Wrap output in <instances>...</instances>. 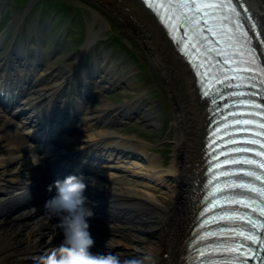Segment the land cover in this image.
I'll list each match as a JSON object with an SVG mask.
<instances>
[{
    "label": "bare ground",
    "instance_id": "obj_1",
    "mask_svg": "<svg viewBox=\"0 0 264 264\" xmlns=\"http://www.w3.org/2000/svg\"><path fill=\"white\" fill-rule=\"evenodd\" d=\"M87 1L96 7H102L125 24L139 40L150 64L158 71L167 88L173 111L171 124L173 135L170 141L172 158L164 167L159 157L146 152V143L143 140L137 141L135 135L122 137L120 133L105 129V126L112 125L113 121L105 118V113H116L119 116L132 113L137 115L135 112H125L124 107L118 112L120 107H113L110 103L101 107L78 105V111L83 108V113L79 115L80 129L67 140H78L84 137L83 132L90 131V126L97 125L100 127L97 132H88L85 135L86 139L98 137L105 141L104 146L111 147L117 144L134 154V157L116 156L113 164H104V170L94 175L95 179L91 184L96 186L91 191L105 194L99 197L107 195L112 197L109 202L112 219L110 221L123 217L130 222L138 218L143 221L150 214H157L160 217L162 226L158 230L157 241L145 240L143 249L147 252V258L140 264H184L183 255L187 250L190 224L195 218L196 205L204 180L202 155L203 139L208 124L207 102L200 99L195 78L188 65L178 55L153 15L138 0ZM246 1L258 17L264 33V5L260 0ZM92 12L91 25L81 46L85 52L89 50L91 44H95L100 31L108 26V22L98 12L94 10ZM13 28L15 30V26ZM2 59L4 57L0 60ZM100 60L104 61L105 57ZM63 63L67 66L65 62ZM64 71L65 67L63 73ZM56 74L52 72L53 78L57 76ZM49 77L50 75H47V79L42 82L43 86L37 88L36 93L39 94L32 96V99H39L40 103L47 101L46 105L50 104L49 98L58 94V89H62L58 84L50 87L53 82ZM63 78L69 81L68 72H65ZM120 79L117 76L114 81L106 83L112 87ZM32 89L34 87L29 91ZM147 111L144 115L139 113V117L149 121L150 126H157L151 121L152 112L150 109ZM3 117L4 114L0 113V264H27L24 259L27 254L41 253L44 246L45 249L55 247L59 229L53 224L56 218L51 216L48 210L35 211V207L17 206L20 200L17 192L22 191L20 188L23 183L22 176H27L28 169L31 174V166L37 165L35 162L38 158L32 156L31 144L25 143L16 123L11 118L5 121ZM122 157L127 159L121 160ZM108 158L112 159L111 153L108 154ZM7 164L10 165L6 166ZM165 176L175 179V190L170 192L163 187L162 180ZM109 224L111 223L105 222L103 226ZM6 226L9 228L3 229ZM109 227L114 232L110 233L109 237L98 236L99 242L105 247H112L113 250L115 248L117 251L114 255L120 257L122 261L126 258L131 259L134 255L127 252L129 248H134L131 241L136 240L135 237H138L139 241L142 238L136 236V231L116 233L118 230H115L117 228L115 223ZM135 254L139 255V251ZM18 255L19 258L14 259Z\"/></svg>",
    "mask_w": 264,
    "mask_h": 264
},
{
    "label": "rangeland",
    "instance_id": "obj_2",
    "mask_svg": "<svg viewBox=\"0 0 264 264\" xmlns=\"http://www.w3.org/2000/svg\"><path fill=\"white\" fill-rule=\"evenodd\" d=\"M21 2L22 0H6L3 7L7 12L10 9V14L13 15L15 20L22 11L21 8L27 4L33 5L27 19L30 21L39 16L41 0H34L32 4L31 0ZM44 2L46 4L51 3V5L42 8L43 13L40 18L44 20L40 23L41 26L47 27L50 19H54V22L59 23V29L68 27L73 30V37L71 36L73 41L70 39L68 41L64 40L61 48L54 53L50 63L53 67H58L61 65L60 63L63 64L66 61H74H72V57L78 54V47L82 39L84 41L86 38L87 30L91 25L92 10L98 12L108 22V26L100 31L95 41L97 54L105 53L108 55V59H111L106 63L105 68L107 69L105 74L102 75L106 81H114L116 78L114 74H119L118 76L123 78L124 83L118 81L112 87H109V84L105 82L104 84H97V86L94 85V88L102 93L94 95L88 104L94 107H101L103 104L108 103L112 106L124 107L123 105L126 104L125 111H134L135 108H139L140 114L143 115L148 112L147 109H150V112H152L150 115L151 121L157 124L155 127L150 126L149 121L143 120L144 118H140V115H131L130 118H119L117 122L120 124H116L114 127L109 126V129L113 128L120 133L125 131L128 135H135L143 140L146 143L145 147L151 149L149 151L151 155L158 156L166 167L172 158L170 141L173 135L171 128L173 111L171 101L165 84L158 71L150 64L139 40L125 24L116 19L110 12L102 7L90 4L91 2L87 0H44ZM260 2L264 5V0H260ZM46 20H49L48 23ZM95 28H98V23H96ZM91 47L93 50L94 46ZM68 65L71 66V64ZM98 78L100 79V77ZM105 85L106 88H104ZM127 98L131 99L128 100ZM123 122L126 123L121 124ZM162 185L170 192L176 188V182L173 178L164 177ZM121 226L127 229L121 228L118 234L136 231V236L142 238L139 241L138 237H135L136 240L131 241L134 248H129L127 252L134 255L131 256V259H137L140 263L144 262L147 258V252L143 249L145 240L157 241L158 230L162 226L160 217L157 214H150L143 221L140 218L133 219L129 223H122ZM8 228L6 226L3 229ZM137 251H139V255L135 254Z\"/></svg>",
    "mask_w": 264,
    "mask_h": 264
},
{
    "label": "clouds",
    "instance_id": "obj_3",
    "mask_svg": "<svg viewBox=\"0 0 264 264\" xmlns=\"http://www.w3.org/2000/svg\"><path fill=\"white\" fill-rule=\"evenodd\" d=\"M40 160L38 156L35 164ZM86 179L83 174L69 175L48 186V191L55 188L56 194L45 202L44 207L58 219L63 241L60 248L45 259V264H140L134 258L122 261L111 253L91 252L95 240L90 232L89 218L94 216V212L85 206L87 197L84 192L89 186Z\"/></svg>",
    "mask_w": 264,
    "mask_h": 264
},
{
    "label": "snow or ice",
    "instance_id": "obj_4",
    "mask_svg": "<svg viewBox=\"0 0 264 264\" xmlns=\"http://www.w3.org/2000/svg\"><path fill=\"white\" fill-rule=\"evenodd\" d=\"M228 3H231V0H228ZM152 7H154L158 12H161V10H164V14H165V18L167 20H172V13L175 11L176 8H184L185 10L188 11H192L194 14L197 11V9L199 8H209V9H216L217 7L223 8L225 5L223 2L219 3V4H212V3H201V4H197V0H191V3H187L186 0H179V3L176 4H171V3H166V4H160V3H152L151 5ZM233 11H235V9H232ZM211 13L210 12H204V16L208 17L210 16ZM185 20L190 19V17H184ZM207 23V20H205V24ZM196 24H199V20L196 21ZM173 27H176V25L174 24ZM209 31H211V29H208ZM203 31V29H201V32ZM254 59V58H253ZM207 94V93H206ZM236 123L240 124L241 126L247 125L249 123H251V121H247V120H238ZM261 128H264V124H260L258 125ZM242 131H247V128L242 127L241 128ZM261 135H264V133H260ZM245 143H252V144H256L258 143V141L256 140H247L245 141ZM262 148H264V145H261ZM235 151H248V149H240L237 148L235 149ZM258 155H264V152H259L257 153ZM233 163H242V164H248V165H253V164H257V162L255 160L252 159H244L242 161H233ZM259 168L264 169V163H259L257 165ZM245 175L249 176V177H254L256 180H261V176H257L256 173L254 171H248L245 173ZM229 187H233V188H241V189H248L251 190L253 192H259L261 195H264V188H252L249 184H238V185H230ZM218 191H220L218 189ZM233 203H237V204H244V201H232ZM217 205H213V207H216ZM261 215L264 216V208H261ZM238 217H230V216H222L220 217L221 220H234L237 219ZM239 219H244L243 217H239ZM206 223H208V221H206ZM248 223L253 225L252 229H251V233L252 234H248L246 235L244 232H240L238 235L240 237H243L244 240H250L253 242V244H257L258 247L256 249V254L255 255H251V250L249 249V255H251V259L252 260H257L259 261V264H264V255H261V252H264V223H256L255 221H253L251 218H248ZM257 229H260L261 231H257ZM209 235H216V233H209ZM203 239V237H202ZM225 251H233V252H240V245L239 243L237 244L236 248H232V249H224ZM201 256L205 255L204 252L200 253ZM245 253L241 252L240 256H244ZM236 259H240V257H236ZM241 264H248V260L244 259L241 261Z\"/></svg>",
    "mask_w": 264,
    "mask_h": 264
}]
</instances>
